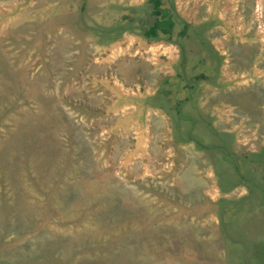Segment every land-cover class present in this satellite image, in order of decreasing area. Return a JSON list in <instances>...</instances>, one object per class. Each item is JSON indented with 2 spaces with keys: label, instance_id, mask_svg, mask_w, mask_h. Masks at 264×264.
Here are the masks:
<instances>
[{
  "label": "rangeland",
  "instance_id": "rangeland-1",
  "mask_svg": "<svg viewBox=\"0 0 264 264\" xmlns=\"http://www.w3.org/2000/svg\"><path fill=\"white\" fill-rule=\"evenodd\" d=\"M148 2L0 0V264H264V0Z\"/></svg>",
  "mask_w": 264,
  "mask_h": 264
},
{
  "label": "trees",
  "instance_id": "trees-1",
  "mask_svg": "<svg viewBox=\"0 0 264 264\" xmlns=\"http://www.w3.org/2000/svg\"><path fill=\"white\" fill-rule=\"evenodd\" d=\"M150 4H152V11L150 12L151 16H153L155 19L153 22L149 24V27L144 30V35L147 38H157L161 36H167L168 39L172 38V34H176L177 38H183V37H189V29L190 25L184 23L179 28L177 27V18L175 15H173L170 11V9H167L164 7V0H148ZM132 18V17H131ZM128 19V18H127ZM130 19V18H129ZM134 19H131L130 24H132ZM131 26V25H130ZM129 26V27H130ZM196 40L198 41V46L205 45L206 42L203 41L201 36L197 33L195 35ZM179 42V41H178ZM180 46L184 49L186 46L184 43H181ZM168 96V92L164 91V96ZM187 104V101L178 102L175 106H172V110H175L176 114L175 116L170 117L172 128H173V134L176 140H179L184 135L187 136V140L193 142L197 148L204 150L205 147L210 148L209 145H206L205 143H202L204 140V136L206 135L207 131L204 128L206 124L208 125L209 121L204 117L197 118V121L195 119L189 120L190 112L192 111L189 107H185ZM177 117V118H176ZM182 120L185 122H182ZM217 136V135H215ZM187 140H183L184 142H188ZM227 148H229L227 146ZM255 156L260 159L264 157V148ZM215 158L216 155H213ZM224 161H232L231 159H235V157H232L230 150L223 156ZM250 160V159H249ZM216 161V160H215ZM247 163V162H246ZM262 164V163H260ZM252 165V168L250 169L249 166ZM259 165V162H257L256 166ZM264 165V162L263 164ZM242 172L249 173L254 168L253 160H251L249 163L244 164L240 166L239 164L236 165ZM216 178L220 179L221 187H224L230 180L232 184H235V181L245 180L247 179V176L242 175L243 179L239 176H231L229 172H225L224 168L221 170L218 168H215ZM233 177V178H232ZM254 176L250 181L253 182V187L250 190V194L253 195L255 192V189L261 188L260 183L254 182ZM239 184H244L242 182H237ZM255 183V184H254ZM225 184V185H224ZM263 188V187H262ZM254 196V195H253ZM264 197V196H263ZM264 200V199H263ZM262 256H264V247L260 248Z\"/></svg>",
  "mask_w": 264,
  "mask_h": 264
},
{
  "label": "bare ground",
  "instance_id": "bare-ground-1",
  "mask_svg": "<svg viewBox=\"0 0 264 264\" xmlns=\"http://www.w3.org/2000/svg\"><path fill=\"white\" fill-rule=\"evenodd\" d=\"M83 37V36H82Z\"/></svg>",
  "mask_w": 264,
  "mask_h": 264
}]
</instances>
